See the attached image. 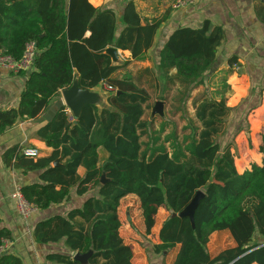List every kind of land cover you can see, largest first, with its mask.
Here are the masks:
<instances>
[{"label":"trees","instance_id":"1","mask_svg":"<svg viewBox=\"0 0 264 264\" xmlns=\"http://www.w3.org/2000/svg\"><path fill=\"white\" fill-rule=\"evenodd\" d=\"M164 22V17L143 22L133 1L125 7L119 32L116 13L88 0H0V53L21 59L31 41L38 50L19 106L0 109V136L19 120L41 119L75 80L83 90L102 85L116 90L108 92L105 108L89 105L73 122L63 108L40 127L38 137L53 149L49 156L27 157L21 145L3 154L9 168L23 174L40 172L39 182L24 186L23 193L41 211L67 201L73 189L78 196L98 189V197L89 198L82 208L39 222L34 239L39 244L64 240L75 254L93 250L89 264H134L133 249L121 234L119 211L124 198L135 196L147 235L156 226L160 209L170 213L154 246L163 264H234L230 262L234 258L264 264V135L261 163L243 172L235 164L234 144L220 153L218 141L227 134L233 115L225 93L230 92L227 79L237 59L229 60L219 98L202 93L193 100L200 125L188 123L182 140L176 125L162 140L171 122L155 129L149 89L166 100L176 88V111L182 113L191 92L205 85L225 36L209 20L199 29L180 27L159 53L158 75L150 67L133 72L129 69L133 63L151 59ZM109 48L129 51L131 58L123 66H113L106 54ZM200 145L214 157L204 156ZM57 160L61 166L54 167ZM80 168L85 169L83 177ZM103 174L106 184L101 183ZM199 190L206 197L196 212L194 230L189 219L173 214L182 212ZM216 232H228L239 254L214 260L208 245ZM256 238L263 242L256 243ZM7 240H12L11 232L0 228V248ZM46 261L82 264L60 253L48 255ZM0 264L24 263L19 256L0 253Z\"/></svg>","mask_w":264,"mask_h":264},{"label":"crops","instance_id":"2","mask_svg":"<svg viewBox=\"0 0 264 264\" xmlns=\"http://www.w3.org/2000/svg\"><path fill=\"white\" fill-rule=\"evenodd\" d=\"M88 1L96 8L113 10L118 18L119 32L123 29L122 16L125 7L131 1L143 22L164 17L165 22L156 39L157 61L164 44L176 29H199L208 20L213 26L221 27L225 34L224 41L218 50L217 62L208 74L215 72L222 74L224 78L230 69L229 60L236 57L237 64L233 66L232 74L227 79L230 86L227 106L233 112L228 131L233 138L240 132L241 139H245V134L251 132L249 135L253 137L252 142L258 137L259 150L264 135V0H197L193 6L181 10L173 9L167 0ZM117 52L124 63L131 58L129 51ZM136 64L140 63L132 65ZM141 68L146 67H140L135 72ZM27 81V76L14 75L0 69V109L9 110L19 106ZM98 88L92 91L100 93ZM61 98L60 94L58 100ZM102 98V103L96 105L101 109L108 106V97ZM65 109L69 116L70 110ZM43 117L39 120H19L0 136V228L8 229L12 234V240L4 253L19 256L24 264H47L48 255L55 253L74 256L75 253L65 245L64 240L60 243H37L34 239L35 227L39 222L55 215L67 216L70 211L82 208L89 198L98 197V189L84 196H78L76 189H73L70 198L60 205H53L45 211L39 210L29 219L19 215L11 195L18 186L23 188L38 183L40 172L23 174L20 170L9 168L3 162V154L9 148L21 145L24 148L38 149L41 157L49 156L53 149L37 135L39 128L48 122L41 121ZM260 157L262 161V155ZM78 173L83 177L85 169L80 168ZM133 263L137 264L135 258Z\"/></svg>","mask_w":264,"mask_h":264},{"label":"rangeland","instance_id":"3","mask_svg":"<svg viewBox=\"0 0 264 264\" xmlns=\"http://www.w3.org/2000/svg\"><path fill=\"white\" fill-rule=\"evenodd\" d=\"M124 58H126V56ZM148 61L149 62L146 61L144 63L131 65L129 69L135 72V70L140 67H150L152 72H155L158 75L156 63L157 52L154 51L151 55V59ZM222 80V74H216L215 72L207 74L205 76V85L191 92L190 98L186 101L182 109V113L176 111L177 106L175 105L174 100V96H176V93L178 91L176 88L171 92V97L166 100H160V94L157 93L153 88L149 89V92L152 96V109L149 111V114L151 115V120L155 119V129L159 130L162 123L165 121L171 122L163 132L162 140L164 137L170 136L173 133L176 125L179 135L178 138H180V140H182V132L184 131L183 129L188 123L194 121L197 123V125H200L195 118V110L192 104L193 100L202 93H207L209 96L219 98L217 94L219 92H223V88L225 86ZM98 89L102 96H108L109 91L106 89V87L102 86ZM229 93H225V96L228 97ZM158 102L163 103V116H161L160 114H155L153 116V110ZM262 122V126L264 127V118L262 119ZM239 134L240 132L236 137L233 138V135H230V132L228 131L227 134L224 137L220 138L218 141L221 147L220 153L227 145L231 143L234 144L231 151L235 156V164L238 171L243 172L252 164L261 163V154H259V150L257 149L258 137L255 138L254 142H252L251 139L253 137L249 135L251 134V132L248 135L247 133L245 134V139H241ZM166 146L169 151L173 150L169 146V143H166ZM199 150L203 153L204 156L210 155L211 158L214 157V155L210 154L209 149H205V146L200 145ZM119 214L123 222L121 234L125 238V242L132 247L136 263L163 264L162 256L156 255L154 253V246L159 243V226L162 225L164 221L170 217V213L166 209L159 210V213L156 217V226L153 228L150 235L146 234V228L140 211L139 201L135 196H129L122 200ZM261 242H263V239L256 238V243ZM208 251L214 260H223L225 258L227 260H230L229 255L236 256L240 252L237 248H235L233 239L228 232L214 233L211 236L210 243L208 245ZM242 259L244 258H234L231 259L230 262H235L234 264H246V261L240 262V260Z\"/></svg>","mask_w":264,"mask_h":264},{"label":"water","instance_id":"4","mask_svg":"<svg viewBox=\"0 0 264 264\" xmlns=\"http://www.w3.org/2000/svg\"><path fill=\"white\" fill-rule=\"evenodd\" d=\"M106 54L111 57L113 66H123L124 62L119 56L116 49L109 48L107 49ZM61 96L62 98L54 102V104L49 108V110L44 115L41 121H44V120L48 122L51 121L56 116L58 111H60L63 108H68L70 112L73 114L75 120L78 121L85 107L89 105H99L103 101L102 95L100 93L94 92L91 90L81 89L79 86L78 80H75L73 85L70 88L61 91ZM163 110H164L163 103L158 102L153 110V116L155 114H160L161 116H163V113H164ZM53 166L54 167L61 166L60 160H57L53 164ZM101 181H102L101 182L102 184L107 183V179L104 174L102 175ZM205 197H206L205 192L201 190L197 191L196 195L191 200L189 205L182 212L173 214V217L189 219L193 229L195 230L196 212L202 200H204ZM92 253H93V250H90L87 254L76 253L74 255V259L76 261L81 262L82 264H89V259Z\"/></svg>","mask_w":264,"mask_h":264},{"label":"built area","instance_id":"5","mask_svg":"<svg viewBox=\"0 0 264 264\" xmlns=\"http://www.w3.org/2000/svg\"><path fill=\"white\" fill-rule=\"evenodd\" d=\"M170 2L171 7L175 10H181L190 6H193L196 3V0H167ZM38 55L37 45L34 41L28 42L25 46L24 54L21 59H16L10 54L0 53V69L6 70L14 75L27 76L33 69L35 59ZM106 89L109 92L116 91L111 86L105 85ZM70 113V112H69ZM69 121H75L72 113L69 114ZM22 153L27 157H38L39 150L36 148L26 147L23 148ZM12 199L15 201L19 215L24 219L31 218L39 209L32 203H30L24 193L23 188L18 186L11 195ZM9 245V241H5L3 246L0 248V253L3 254Z\"/></svg>","mask_w":264,"mask_h":264}]
</instances>
